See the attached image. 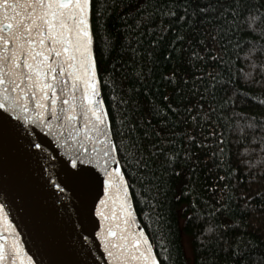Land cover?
Listing matches in <instances>:
<instances>
[{
  "label": "snow or ice",
  "instance_id": "1",
  "mask_svg": "<svg viewBox=\"0 0 264 264\" xmlns=\"http://www.w3.org/2000/svg\"><path fill=\"white\" fill-rule=\"evenodd\" d=\"M93 2L0 0V222L8 224L11 211L20 207L15 203L17 197L21 201L24 199V177L17 164L20 152L36 155L32 150H39L47 164H54L43 141L32 136L39 129L58 151L62 150L61 159L65 165L63 179L56 167L42 168L44 183L60 194L58 201L71 185L72 190L80 194L79 217H96V243L89 247L88 236L77 232L69 245L72 254L79 257L82 251L85 257L95 261L92 251L96 248L102 249L104 264H161L145 233L132 229L136 218L129 202L130 186L126 182L125 166L120 162L125 159L128 144L122 135L112 131L110 115L100 99L95 33L90 24ZM224 3H229V0H224ZM125 6L139 17L135 27L128 25L126 29L129 42L125 44L117 32L114 39H105L103 43L109 55H120L122 61L131 60V68L135 71L128 73V80L132 85L149 78L144 72L148 67L146 57L137 58L136 45H143L135 34L153 25L152 34L159 33L163 39L165 33L174 31V21L189 25L188 31L174 37L176 43L183 47L177 51V63L171 69V75L163 79L174 92H182L188 98L187 104L183 105L187 113L183 121V139L187 144L201 147L203 125L210 121L215 111L203 103L211 89L205 87L204 92H200L204 81L213 85L217 83L218 73L213 68L216 60L209 51L210 48L215 49L217 37L212 35L206 20L202 19L209 15L207 9L213 5L201 6L198 0H127ZM229 7L233 6L229 3ZM240 7L235 5L233 15L241 14ZM190 8L191 13L188 11ZM260 9H264V2L246 7L244 23L249 34L259 31L264 36V13L256 15ZM223 15L226 18L227 12ZM118 49H123V52ZM255 52L256 46L253 45L246 56L251 58ZM189 77L198 86L184 91L181 85L186 86ZM243 77L253 82L250 72L244 73ZM135 95V103L147 115H159L160 108L155 102L150 103L141 93ZM192 97H196L195 101ZM179 111L177 107L174 114ZM257 123L264 131V120L253 121L246 126L237 123L232 130H239L246 136L247 128H255ZM161 131L166 132L167 128ZM209 135L215 136L216 133L212 130ZM258 139L264 151V136ZM197 155L186 151L181 161L179 155L172 152L171 157L166 156V161L171 164L182 162L195 168L193 157ZM260 176H264V169ZM259 178L257 176V182ZM240 199L244 201L241 215L256 219L255 214L259 213L261 219L258 222L264 224V186L254 195ZM206 231L211 232L212 229ZM257 231L259 235L248 233L253 244H245L244 249H239L232 248L225 241L222 255L217 253L214 261L206 259L203 264H264V227ZM232 232L239 233V228ZM51 243L55 246L58 242L53 239ZM254 253L258 254L255 260ZM0 264H33V257L22 251L14 230L7 236L0 234ZM35 264H40V261ZM64 264H87V261L75 258Z\"/></svg>",
  "mask_w": 264,
  "mask_h": 264
},
{
  "label": "trees",
  "instance_id": "2",
  "mask_svg": "<svg viewBox=\"0 0 264 264\" xmlns=\"http://www.w3.org/2000/svg\"><path fill=\"white\" fill-rule=\"evenodd\" d=\"M198 2L201 6L213 5L207 9L209 15L202 19L217 37L215 49L209 51L216 60L213 68L218 73L215 85L204 81L200 86L201 93L205 87L211 89L203 103L215 110L210 121L203 125L201 147L187 144L183 139V121L187 115L183 105L187 104L188 98L182 92H174L163 79L171 75V69L177 63V51L183 47L174 37L188 31L189 25L174 21V31L165 33L163 39L159 33L152 34L153 25L135 34L143 45H136L137 58L146 57L148 67L144 72L149 78L132 85L128 80V73L135 71L131 68V60L122 61L120 55H109L103 42L114 39V34L119 32L127 44L126 29L128 25L135 27L139 17L135 11L129 12L125 6L127 0L124 3L121 0H94L90 15L102 101L110 115L112 131L122 135L128 144L125 159L120 162L125 166L126 182L130 186L129 199L138 225L161 264L214 261L215 254L222 255L225 250V241L232 248L244 249L245 244H253L248 233L259 235L257 230L264 227L258 222L261 219L259 213L255 214L256 219L241 215L244 201L240 199L254 195L264 186V176H260L264 169V151L258 139L264 136V131L259 123L255 128H247L246 136L239 130H232L237 123L246 126L264 120V36L259 31L249 34L244 23L246 7L264 0H229L233 7L224 0L219 4L217 0ZM237 4L241 6L239 16L233 15ZM188 11L191 13L192 9ZM224 12H227L226 18ZM260 13H264V9L256 15ZM154 41L159 43L154 44ZM253 45L256 52L248 58L246 52ZM118 51L123 52V49ZM249 72L251 83L243 77ZM197 86L191 77L186 86L181 85L184 91ZM136 93L146 96L150 103L155 102L160 108L159 115H147L135 103ZM192 99L195 101L196 97ZM177 107L180 111L174 114ZM245 116L247 120L243 119ZM163 128L167 131L162 132ZM212 130L215 136L209 135ZM186 151L198 154L193 157L195 168L182 162L171 164L166 161V156L171 157L172 152H176L182 161ZM257 176L260 177L258 182ZM237 227L239 233L233 234L232 230ZM209 228L211 232L206 231ZM185 245L191 253L190 258L186 255ZM257 255L253 254V260Z\"/></svg>",
  "mask_w": 264,
  "mask_h": 264
},
{
  "label": "water",
  "instance_id": "3",
  "mask_svg": "<svg viewBox=\"0 0 264 264\" xmlns=\"http://www.w3.org/2000/svg\"><path fill=\"white\" fill-rule=\"evenodd\" d=\"M100 99L102 100L101 91ZM32 136L43 141L54 164H47L46 159L41 158L43 154L39 150H32L36 155L20 152L17 164L24 177L25 187L22 193L24 199L21 201L17 197L15 203L20 207L11 211L8 224L0 222V234L7 236L9 231L14 230L22 251L33 257V264L36 261H40V264H64L75 258L86 260L87 264H104L101 258L102 249L93 248L92 257H95V261L91 257H85L82 251L79 257L72 254L69 245L77 232L88 236L89 247L96 243L94 223L96 217H79L80 194L73 191L71 185L61 199L57 200L60 194L44 183L41 169L54 166L63 179L65 165L61 159L62 150L58 151L56 145L50 143L39 129L33 132ZM132 229L141 230L137 220ZM53 239L58 242L55 246L51 243Z\"/></svg>",
  "mask_w": 264,
  "mask_h": 264
},
{
  "label": "rangeland",
  "instance_id": "4",
  "mask_svg": "<svg viewBox=\"0 0 264 264\" xmlns=\"http://www.w3.org/2000/svg\"><path fill=\"white\" fill-rule=\"evenodd\" d=\"M185 251H186V255H187V257L190 258V257H191V253H190V251L188 250L187 245H185Z\"/></svg>",
  "mask_w": 264,
  "mask_h": 264
}]
</instances>
